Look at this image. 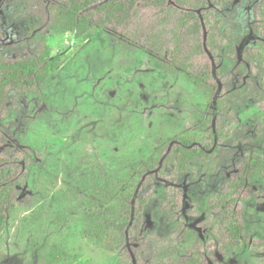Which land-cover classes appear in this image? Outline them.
Returning a JSON list of instances; mask_svg holds the SVG:
<instances>
[{"label": "rangeland", "instance_id": "rangeland-1", "mask_svg": "<svg viewBox=\"0 0 264 264\" xmlns=\"http://www.w3.org/2000/svg\"><path fill=\"white\" fill-rule=\"evenodd\" d=\"M195 1L202 39L214 38L194 61L208 67L198 80L110 23L60 31L49 9L58 0H0V58L42 45L57 57L48 81L9 90L1 113L0 158L18 166V184L0 264H46L54 246L67 253L57 264H264L263 178L250 176L227 212L243 228L235 247L222 206L209 203L249 155L264 156V0ZM90 8L98 21L103 12ZM153 9L140 7L137 19ZM216 130L225 135L215 146L174 171L166 156L179 137L208 142ZM110 186L139 210L121 249L90 237L85 221L89 200Z\"/></svg>", "mask_w": 264, "mask_h": 264}, {"label": "trees", "instance_id": "trees-1", "mask_svg": "<svg viewBox=\"0 0 264 264\" xmlns=\"http://www.w3.org/2000/svg\"><path fill=\"white\" fill-rule=\"evenodd\" d=\"M212 1L218 3V0ZM58 3L50 5L49 9L54 23L62 32L70 31L78 36L95 24L110 23L122 29L125 35L139 37L156 52L165 53L170 59L169 65L177 63L181 71L194 75L197 80L208 71L206 65L194 62L206 50L212 52L214 42L213 36L209 34L205 41L202 39L200 6L195 0H58ZM92 5L95 10L103 12L95 22L90 18L89 9H92ZM146 6L154 8V16L148 22H142L137 19V14L140 7ZM56 60L57 57H50L47 45H42L40 51L24 58H0V117L8 91H31L42 86L48 81V73L55 69ZM199 126L206 130L202 120L199 121ZM222 133L218 130L211 131L208 142L200 136H181L178 140L180 144L173 149L172 154H167L166 159L175 167L174 171L189 170L193 163L202 158L206 149H210V145L215 146L225 135ZM17 167L0 158V232L14 204L18 184ZM250 176L262 177L264 180L263 155H249L241 164L237 177L226 183L223 191L209 202L216 209L222 206L218 220L226 232L225 243L228 247H235L243 239L241 222L230 217L227 212L235 205L238 199L236 193L246 187ZM97 194L101 200L91 198L85 216L87 224L92 226L89 236L96 240L111 237L112 247L121 249L127 238L126 234H129L131 219L134 215L139 216V210L132 204L131 196L124 194L123 189L118 191L110 186L98 190ZM115 201L119 204L114 205ZM66 257L65 249L54 246L42 254L41 260L46 264H57Z\"/></svg>", "mask_w": 264, "mask_h": 264}]
</instances>
